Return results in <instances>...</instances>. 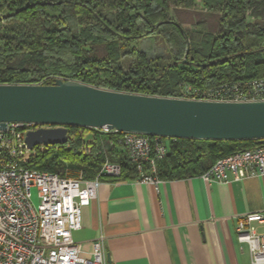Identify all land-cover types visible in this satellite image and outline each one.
Returning a JSON list of instances; mask_svg holds the SVG:
<instances>
[{"label":"trees","instance_id":"obj_1","mask_svg":"<svg viewBox=\"0 0 264 264\" xmlns=\"http://www.w3.org/2000/svg\"><path fill=\"white\" fill-rule=\"evenodd\" d=\"M194 7L218 14L212 33L206 32L205 20L188 28L172 16L175 8ZM140 38L145 47L158 40L157 48L137 49L131 42ZM261 76L264 0H0V83L45 84L61 78L182 97L184 84L214 88ZM67 128L65 143L34 146L25 165L94 178L108 158L121 164V174L102 180L138 178L123 148L124 132ZM163 139L166 154L155 161V174L163 180L199 175L216 159L258 144L257 139Z\"/></svg>","mask_w":264,"mask_h":264},{"label":"built area","instance_id":"obj_2","mask_svg":"<svg viewBox=\"0 0 264 264\" xmlns=\"http://www.w3.org/2000/svg\"><path fill=\"white\" fill-rule=\"evenodd\" d=\"M181 93L180 98L199 100H264V76L214 88L184 84ZM39 125L6 122L0 128V264H107L102 235L92 242L86 255L73 240L72 232L81 228L82 208L96 197L102 177H118L121 164L105 159L94 178L28 168L25 161L31 149L25 135ZM95 129L116 131L107 126ZM163 138L124 132L123 148L139 173L136 180L154 187L162 180L155 174V161L166 154ZM256 175H264V145L259 143L216 159L198 176L206 182L228 183ZM33 189L37 203L33 201ZM263 227L264 211L236 217L237 241L247 246L253 264H264Z\"/></svg>","mask_w":264,"mask_h":264},{"label":"crops","instance_id":"obj_3","mask_svg":"<svg viewBox=\"0 0 264 264\" xmlns=\"http://www.w3.org/2000/svg\"><path fill=\"white\" fill-rule=\"evenodd\" d=\"M251 211H264V175L228 183L193 175L156 187L103 179L72 238L88 255L102 235L110 264H253L235 230L237 215Z\"/></svg>","mask_w":264,"mask_h":264},{"label":"water","instance_id":"obj_4","mask_svg":"<svg viewBox=\"0 0 264 264\" xmlns=\"http://www.w3.org/2000/svg\"><path fill=\"white\" fill-rule=\"evenodd\" d=\"M31 122L27 147L62 144L67 125L173 138L257 139L264 145V100L216 101L104 89L77 80L0 83V128ZM107 262L110 264L109 258Z\"/></svg>","mask_w":264,"mask_h":264},{"label":"rangeland","instance_id":"obj_5","mask_svg":"<svg viewBox=\"0 0 264 264\" xmlns=\"http://www.w3.org/2000/svg\"><path fill=\"white\" fill-rule=\"evenodd\" d=\"M172 16L175 20H177L183 27H192L195 25L197 21L205 20L207 22L206 32L212 33L217 28V17L218 14L213 11H206L201 9L200 7H194L190 9L185 8H175L172 10ZM131 44L136 47L137 49H144V50H154L158 46V40L155 42V45L152 47H145L144 38H140L138 40H133ZM61 79V78H60ZM77 132L81 133V130H77ZM86 139L91 137V134H86ZM108 159V158H105ZM61 175L71 176V177H79L80 175L83 177L82 173L74 174L69 170H64ZM33 201L37 203V198L35 197V190L33 189ZM260 230V229H259ZM264 230V227L261 228Z\"/></svg>","mask_w":264,"mask_h":264},{"label":"flooded vegetation","instance_id":"obj_6","mask_svg":"<svg viewBox=\"0 0 264 264\" xmlns=\"http://www.w3.org/2000/svg\"><path fill=\"white\" fill-rule=\"evenodd\" d=\"M51 125H39V126H37V127H50Z\"/></svg>","mask_w":264,"mask_h":264}]
</instances>
